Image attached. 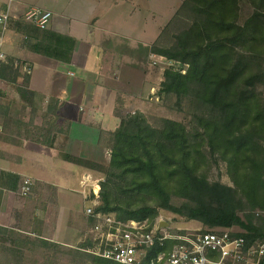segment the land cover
Returning <instances> with one entry per match:
<instances>
[{
    "label": "trees",
    "instance_id": "1",
    "mask_svg": "<svg viewBox=\"0 0 264 264\" xmlns=\"http://www.w3.org/2000/svg\"><path fill=\"white\" fill-rule=\"evenodd\" d=\"M243 1L251 12L241 19V0H182L160 31L150 52L178 68L163 70L156 95L166 109L183 112L189 127L135 112L113 131H100L97 145L109 162L94 214L151 222L161 211L198 222L201 232L237 227L241 232L232 237L242 238L245 247L264 242V0ZM175 23L183 27L165 45ZM19 63L9 56L0 61V81L14 85L21 79L26 89L29 74ZM58 110L49 100L40 127L32 125L31 110L28 130L11 105H0V131L50 148ZM220 166L230 185L208 180L207 170ZM54 193L51 187L47 204H55ZM0 234L15 248H42L44 264H56L59 247L50 238L36 235L29 243L1 227ZM90 247L87 239L70 252L72 263L117 264L85 252Z\"/></svg>",
    "mask_w": 264,
    "mask_h": 264
},
{
    "label": "crops",
    "instance_id": "2",
    "mask_svg": "<svg viewBox=\"0 0 264 264\" xmlns=\"http://www.w3.org/2000/svg\"><path fill=\"white\" fill-rule=\"evenodd\" d=\"M127 1L130 0L56 2L41 8L51 13L45 30L16 20L6 32V56L21 61L30 72L26 89L21 79L14 85L0 81V103L11 105L16 119L27 125L28 130L31 110L35 111L34 127L42 125L49 100H56L59 110L50 148H43L23 136L0 134L6 138L0 144V150L6 154L0 159L1 228L21 234L9 222L16 208L15 196L22 181L28 178L36 186L32 194L34 201L44 208L40 216L43 229H46L47 216L50 214L54 219V210L59 205L65 207V220L59 226L54 221L48 227L52 235L42 233L43 236L65 247L83 241L87 219L80 213L85 206L80 182L85 176L100 181L109 162L106 150L97 145L99 133L113 131L128 114L146 115L147 107L153 105L149 101L158 100L156 93L167 61L152 54L150 46L182 2L156 33L139 39L136 32L145 34L143 21L134 20L133 15L140 10L137 6L125 9ZM27 7L32 6L14 0L11 12L19 16ZM123 16L130 18L127 23L130 31L114 28L113 24L121 22ZM15 26L21 27L17 30L19 33ZM57 42H61L59 46ZM39 159L48 161L49 167H57V175L63 167L75 168L74 172L70 170L73 180L60 184L40 177ZM51 187L55 192L54 205L47 204V189ZM75 199L78 208L72 207L77 204ZM50 219L51 216L49 222ZM10 244L6 234H0V264H21L11 258L14 248Z\"/></svg>",
    "mask_w": 264,
    "mask_h": 264
},
{
    "label": "built area",
    "instance_id": "3",
    "mask_svg": "<svg viewBox=\"0 0 264 264\" xmlns=\"http://www.w3.org/2000/svg\"><path fill=\"white\" fill-rule=\"evenodd\" d=\"M13 3L14 0H0V61L6 57V32L14 21L43 31L51 19L50 12L33 6L27 7L19 16L13 15ZM166 64L172 63L167 61ZM22 71L30 72L29 67ZM98 182L89 176L80 182V193L86 204L84 216L93 220L87 230L92 247L85 252L89 254L117 264H260L264 257V242L245 247L242 238L232 237L236 233L232 229L201 232L200 229L181 227L173 222V218L160 214L151 222H120L111 215L94 214ZM31 185V180L25 178L19 194L27 196ZM160 222H165L166 226L159 227Z\"/></svg>",
    "mask_w": 264,
    "mask_h": 264
},
{
    "label": "rangeland",
    "instance_id": "4",
    "mask_svg": "<svg viewBox=\"0 0 264 264\" xmlns=\"http://www.w3.org/2000/svg\"><path fill=\"white\" fill-rule=\"evenodd\" d=\"M19 1L26 3L28 6H34V7L43 8V9L47 7L49 4L52 5L56 2H60V4H63V3L67 4L69 1L79 2V0H19ZM241 1H242V4H241L240 14H241V19H244L249 15V13L251 12V9L249 5L245 3V1L243 0ZM180 2L181 0H130V1H127V3L124 6L126 7L125 9H129V8L134 9L137 6V9L140 10L139 14L133 15L134 20L140 18L143 21L142 27L145 30V34H142L140 31L136 32V36L138 35V38L140 39L144 35L150 38L152 33H154V31L156 33L158 31V27H161L162 25H164L168 21V19L172 16L173 12L178 7ZM119 5H123V4H119ZM118 16H121V12H118ZM129 20L130 18H128L127 16H123L121 22H118L117 24H113L114 28L122 32L130 31V29L127 27V23L129 22ZM182 27L183 26L180 23L173 24L170 31L167 33L165 41H163V43H166L165 45H167L168 42L170 41L171 34L176 33ZM20 28L21 27H18V28L16 26L14 27L16 31L20 30ZM12 33H13L12 35H14L15 32H12ZM15 37L20 40L18 35ZM4 51L6 55V40H5ZM19 62H20L19 63L20 71L22 73H25L22 70L24 69V67H28V66H25L24 63H22L21 61ZM174 65L176 68H178L177 64H174ZM174 65L172 63L170 66L174 67ZM170 66H167V64H165L163 65V68L167 69ZM15 90H17V88H15ZM0 97H1V94H0ZM149 103H153V105L147 107V112L145 116H147V118H149L151 121L152 119L168 118V119L182 121L187 127H189V121L187 117L184 118L185 114L183 112L180 113V112H176L173 110H168L166 109V107H164V103L161 104L159 100L157 101L155 100L152 102L149 101ZM0 105H3V104L0 103ZM0 134L2 135L3 133L0 131ZM1 135H0V144L3 142V140H6V138L1 137ZM3 135H6V134H3ZM22 136L23 134L21 133V137ZM5 157H6V154L0 150V159L5 158ZM37 162H38L37 168L40 171V173L36 172V174L38 173L40 177H43L45 179H49V178L54 179V181H57L60 184H65L73 180V175L71 171L72 172L76 171L75 168L71 169V167H63L61 168L62 173L57 175L56 171L58 168L55 166L49 167L48 161L39 159ZM207 178L209 181H216L219 179L222 183L230 185L228 178L223 174L222 166H220L219 171H217L213 167L208 169ZM34 184L35 183H33L32 181V185L30 189L31 191L27 196H21L18 190L15 196V201H14L16 208L12 211V220L9 222L10 227L16 230H19L21 232V234L19 233L20 237L25 238L26 240H28L29 243L30 241L35 240L36 235H40L42 238L47 239L45 236H43V234L49 235V236L52 235L48 229L52 227V224L54 223V221H55V224L59 226V224L63 220H65V216H64L65 207L59 205L58 209L54 210V212L56 213L54 216V219H52V215L50 214L49 216H47L48 219H47V223L45 224V227L47 230L42 228L43 226H42V221L40 219V216H41V213L44 211V208H42L43 206L42 207L40 206L41 203H37L36 201H34L32 197L33 189L35 186ZM47 191L49 192V188L47 189ZM75 202L77 204L73 205L72 207L78 208L79 205H78L77 199H75ZM81 204H83V202H81ZM82 212H83V208L80 211V213L83 215ZM159 214L164 217L173 218V222L178 223L179 226L187 228V229H200L201 230L202 228V226L198 222H195V221H185L181 217H178V216L172 217L171 214L166 213V212H161V211L159 212ZM50 216H51V219H50L51 221L49 222ZM231 229L236 233L241 232V230L238 229L237 227H234ZM87 230H88V225L86 223L84 239L82 242H84L85 240L89 238ZM48 240L51 241V239H48ZM82 242H79L77 244H72L71 247H65V246H62L56 243L59 247L58 253L56 254V261H57L56 264H76V263H72L70 252H72L74 249L76 250V248ZM35 244L37 245V242H35ZM11 245H12V242L10 246ZM30 247L32 246L27 245L28 249L25 250V249H20V247L15 248L12 245V248L14 249H12V251L10 252L11 258L16 262H21V264H44V254H45L44 250L42 248H36L32 250L33 252H31Z\"/></svg>",
    "mask_w": 264,
    "mask_h": 264
},
{
    "label": "water",
    "instance_id": "5",
    "mask_svg": "<svg viewBox=\"0 0 264 264\" xmlns=\"http://www.w3.org/2000/svg\"><path fill=\"white\" fill-rule=\"evenodd\" d=\"M164 226H166V223L165 222H160L159 223V227H164Z\"/></svg>",
    "mask_w": 264,
    "mask_h": 264
}]
</instances>
